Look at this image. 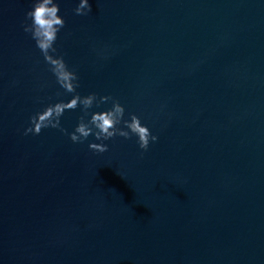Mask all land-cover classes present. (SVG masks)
Listing matches in <instances>:
<instances>
[{"label":"water","instance_id":"obj_1","mask_svg":"<svg viewBox=\"0 0 264 264\" xmlns=\"http://www.w3.org/2000/svg\"><path fill=\"white\" fill-rule=\"evenodd\" d=\"M89 2L59 0L77 91L158 141L23 135L63 90L21 26L31 0H0V264H264V0Z\"/></svg>","mask_w":264,"mask_h":264},{"label":"clouds","instance_id":"obj_2","mask_svg":"<svg viewBox=\"0 0 264 264\" xmlns=\"http://www.w3.org/2000/svg\"><path fill=\"white\" fill-rule=\"evenodd\" d=\"M91 11L89 0H78L74 14L88 16ZM60 13L59 0H31L21 25L42 56L46 71L54 78L59 89L63 90L64 96L61 98V93L57 92L54 101L52 97H48L50 102L29 117V126L23 135L39 136L43 130L54 129L68 135L73 144H83L92 137L96 142L88 143V148L99 154L107 152L106 142L117 136L126 140L135 137L141 152H147L150 144L158 141V137L152 134L138 115H126L125 107L111 95H99L95 92L81 95L77 91L80 87L77 69L69 66L57 47L59 34L65 28V19ZM98 55L107 59L102 53ZM43 87L41 85V90ZM37 102L41 103L38 97ZM77 110L82 114L78 117L76 126L68 133L61 127V120L66 112Z\"/></svg>","mask_w":264,"mask_h":264}]
</instances>
